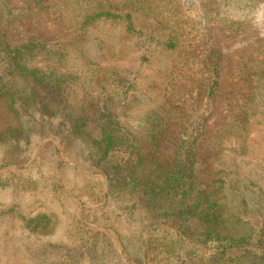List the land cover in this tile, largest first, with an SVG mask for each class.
I'll return each mask as SVG.
<instances>
[{
    "label": "trees",
    "instance_id": "trees-1",
    "mask_svg": "<svg viewBox=\"0 0 264 264\" xmlns=\"http://www.w3.org/2000/svg\"><path fill=\"white\" fill-rule=\"evenodd\" d=\"M174 5V0H0V103L23 122L22 134L17 128H9L7 136L15 142L21 136L26 143L34 137L51 136L64 147L88 134L89 122L94 123L97 136L88 138L90 143L85 148L90 184L98 188L93 202L103 198L98 193L106 184L109 194L126 199L120 216L133 222L137 231L134 237L123 236L111 226H100L95 217L89 218L86 209L108 217L105 205L88 208L79 204L78 213L71 216L70 244H48L47 258L40 264H264V216L252 223L247 218L246 200H238L232 191L227 198L232 170L223 166L206 182L196 164L198 143L219 93L220 49L212 48L201 61V79L188 95L191 101L179 98L169 102L164 98L160 107L146 115L144 139L129 133L122 124L113 95L104 93L102 104L87 101L78 109L63 101L71 81L81 79L82 88L87 72L94 71L91 58L86 56L90 49L87 38H82L89 29L102 21L112 22L134 37L135 67L128 77L118 78L123 88L120 93L127 94L153 57L152 42L148 43L153 38H142L145 31L137 23L146 20L148 27L155 23L165 26L168 20L163 13ZM46 6L56 9L72 37L58 42L32 37L12 42L8 29L27 22ZM164 35L156 38L162 49L178 50V54L184 49L181 38ZM97 41L96 49L106 47L105 40ZM262 53V58L246 61L239 68L238 79L248 92L240 113L230 124L220 125L218 135L240 137L247 132L250 117L264 116V50ZM189 59L191 67L199 64L194 55ZM196 101L200 102L197 107ZM169 122L180 127L171 162L160 161L156 153ZM141 142L150 145V150H142ZM204 142V150H214L211 156H218L219 140L208 138ZM239 145L242 149L245 144ZM53 147L54 156L60 159L65 150ZM55 218L40 212L26 218L25 226L31 232L46 233ZM45 247L35 254H45Z\"/></svg>",
    "mask_w": 264,
    "mask_h": 264
},
{
    "label": "rangeland",
    "instance_id": "rangeland-1",
    "mask_svg": "<svg viewBox=\"0 0 264 264\" xmlns=\"http://www.w3.org/2000/svg\"><path fill=\"white\" fill-rule=\"evenodd\" d=\"M174 4L163 13L164 20H168L165 26L155 23L149 28L146 20L137 23L140 30L145 31L142 38H153V41L148 40V43L152 42L153 57L127 94L120 93L123 88L122 83L118 84V78L128 77L135 67V52L132 51L134 37L112 22L102 21L89 29L82 38H87L90 49L86 56L91 58L89 64L94 71L87 72V83L82 88L79 86L81 79L71 81L63 101L76 109L87 101L102 104L104 93L106 96L113 95L117 100L114 108L120 112L122 124L129 133L144 139L148 128L146 115L151 114L155 107H160L164 98L169 102L181 99L191 101L188 95L198 88L201 61L212 48L220 49L219 93L198 143L196 164L201 167L198 171L199 174L204 173L202 179L206 182L212 178L213 172L223 166L232 170V175L228 177L230 190L227 198L233 192L238 200L245 199L247 218L255 223L264 216V116L250 117L247 132L240 137L218 135L219 130L216 129L222 124H230L240 113L248 92L247 86L237 76L242 63L262 58L264 0H174ZM55 10L53 6L41 8L27 22L11 26L8 37L15 43L31 37L43 42L70 39L72 32L69 26ZM164 34L181 38L182 53L164 50L157 44L156 38H165ZM97 38L105 40V48L96 49ZM187 53L197 58V66L189 65L191 61ZM115 93L118 95L115 96ZM1 104L0 167L2 164L6 167L2 172L0 168V264H40L47 258L48 244H70L71 216L78 213L79 204L88 208L104 204L108 217L102 216L98 210L92 214L86 209L89 218L95 217L94 222L98 225L111 226L109 228L116 229L123 236L137 235L133 222L120 216L126 209V199L109 194L106 184L98 193L103 198L98 203L93 202L98 188L90 184V163L85 158V148L90 143L88 138L97 136L94 123L89 122L88 134L64 147L58 138L52 139L51 136L43 139L34 137L28 143L20 136L15 142L10 140L6 130L17 128L22 134L23 122ZM197 104L200 102L196 101L195 107ZM179 132V125L173 122L165 127L156 152L160 161H172ZM208 138L219 140L216 157L211 156L214 150H204V140ZM239 144L245 145L241 149ZM53 146L65 150L60 159L54 156ZM140 147L150 150L146 142H141ZM40 212L56 216L49 232H31L25 226L26 218ZM43 247L45 254H35ZM119 253L123 258L120 249ZM50 257L55 258L54 254Z\"/></svg>",
    "mask_w": 264,
    "mask_h": 264
}]
</instances>
